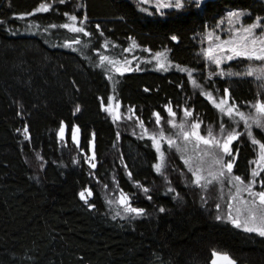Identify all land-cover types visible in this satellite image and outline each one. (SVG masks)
Listing matches in <instances>:
<instances>
[{
    "label": "trees",
    "instance_id": "obj_1",
    "mask_svg": "<svg viewBox=\"0 0 264 264\" xmlns=\"http://www.w3.org/2000/svg\"><path fill=\"white\" fill-rule=\"evenodd\" d=\"M41 2L51 5L48 12L20 18ZM74 5L87 16L83 26L91 36L49 27L68 22L64 13ZM143 8L135 0H0V264H211L213 250L235 264H264L263 237L217 220L176 155L168 154L167 169L158 174L150 139L120 130L102 109L112 92L147 126L171 107L176 114L190 108L203 125L230 128V119L174 65L241 108L264 99V81L227 74L258 62L236 59L225 74L209 77L215 68L203 55L206 31L228 11L245 10L247 23L259 17L264 24V0H207L163 15ZM73 37L81 41L76 50L62 47ZM133 41L151 53L168 50L173 67L109 79L96 52L110 49L120 57ZM85 42L93 44L84 48ZM254 133L264 142L263 133ZM232 150L233 173L248 180L256 145L241 136ZM93 151L95 168L86 161ZM115 187L145 213L117 216L108 193ZM86 189L94 207L80 198Z\"/></svg>",
    "mask_w": 264,
    "mask_h": 264
},
{
    "label": "snow or ice",
    "instance_id": "obj_2",
    "mask_svg": "<svg viewBox=\"0 0 264 264\" xmlns=\"http://www.w3.org/2000/svg\"><path fill=\"white\" fill-rule=\"evenodd\" d=\"M60 2H64V0H60ZM141 2L154 5L155 10L161 15L164 14L163 10L165 9L181 10L188 4H195L197 7L200 5V0H141ZM50 8L51 5L49 3L41 2L32 13L21 14L20 18H24L28 15H35L36 13L48 12ZM143 10L148 11L147 8ZM64 15L68 17V22L60 25L52 24L49 27H60L71 33H83L86 36L92 35L83 26V21L87 20L86 15L83 17V21H80V18L76 15H71L67 12L64 13ZM242 15L243 13L239 11L228 12L227 16L230 18L229 24H232L231 18H236L239 21ZM99 27L100 26L97 25V28ZM257 29H264V24H262L259 17H257L255 22L247 25H244L242 21L239 23V26L233 25L229 28V35L225 38H222L214 32H209L207 34V39L210 42L209 47L203 50V55L210 64H215L217 68H219L222 61L225 59L232 61L235 58H243L249 62H258L249 63L244 72H229L227 74L254 77L257 81H264V30L258 32ZM172 39L176 40L177 37L173 36ZM80 42L79 37H73L70 40H66L64 46L71 47L73 43L80 44ZM132 47H138L135 41L132 42ZM128 51H131V49H128ZM153 59L156 61L157 67L162 70H166L167 66L171 64L167 50L156 52ZM99 60L102 67H104L105 62H107L116 72L121 74L131 70L128 67L130 62L127 60L121 62L120 60L109 58L104 55H101ZM108 70L111 71L112 69L110 68ZM181 70L187 71L189 78H192L191 71L188 69ZM214 74H216L214 70L210 71L209 77ZM220 74H224L223 69H221ZM109 79H112V77L109 76ZM193 83L196 84V81L193 80ZM196 86L199 87L198 84H196ZM224 91L225 93L228 92L227 89ZM204 94L223 115H226L232 120L233 124L239 125L243 122L246 134L252 139L253 144L259 146V157L253 161L255 167L251 170L250 178L246 181L240 175H234L232 172L233 161L225 160V155H232V142L237 140L241 135V132H239L236 127L229 128L226 127L224 123H221L219 133H214L213 130L209 128L205 135L200 132V121L189 122L185 119L177 123L175 120L170 119L168 123L173 129H176V132L172 136H168L167 144L169 147H175L176 151L181 153L184 165L192 175L190 183L193 185L207 190L208 186L216 183L220 185L221 193H223V189L226 185L230 186L227 193V212L224 215L218 214L216 216L217 220H227L238 229H243L249 233H257L264 237V178H261V173H264V142L255 138L253 135L254 126L264 129V99L258 98L254 102H245L250 108L254 109V112H245L242 111L237 104L229 103L228 97L221 96L215 98L211 92H205ZM75 110L79 111V106H77ZM105 110L113 116L114 120H119L121 118L118 102L115 108L109 104ZM167 112L170 117L176 116V113L171 107L167 108ZM155 115L156 123L160 124V114L156 113ZM184 116L185 118L191 117L192 112L185 109ZM140 127L144 129L146 135H149L156 152L159 154L160 162L156 163L154 167L157 173L163 175L166 159L165 152L162 150L161 140L166 134L163 130L159 132L153 131L149 134L143 121H140ZM65 128L66 126L62 122L59 129V137L61 140L65 139ZM24 132H28L27 127L24 128ZM79 132V126H74L71 129V139L76 142L77 146L79 145ZM181 140L182 143H177V141ZM201 144L207 147L201 148ZM187 152H191L192 154L185 155ZM86 159L92 168L96 167V164L92 162L95 160L94 151L92 156L90 158L86 157ZM129 176H131V173H129ZM137 184L139 185V182H137ZM257 185H259V187H257ZM140 187L143 186L140 185ZM143 191L147 193L148 189L143 187ZM85 192H87V196H91L92 192L86 189L79 193L80 198L88 204ZM149 199H151V197H149ZM109 203L111 204L112 201H109ZM119 205L123 206L122 212L124 214L140 216L145 213L144 208L133 206L130 203L128 195L122 190L120 193ZM88 206L90 208L94 207L93 204H88ZM216 208L219 211L221 205L217 203ZM160 211H164V209L161 208ZM116 215H121V212L117 211ZM211 264H235V262L227 253L213 250Z\"/></svg>",
    "mask_w": 264,
    "mask_h": 264
},
{
    "label": "rangeland",
    "instance_id": "obj_3",
    "mask_svg": "<svg viewBox=\"0 0 264 264\" xmlns=\"http://www.w3.org/2000/svg\"><path fill=\"white\" fill-rule=\"evenodd\" d=\"M137 3H139L140 5H142L145 9L147 8L148 11L149 9L151 8H154V5L152 4H145V3H142L141 0H135ZM207 0H200V4H202L203 2H205ZM166 10V9H165ZM163 10V11H165ZM233 11H239L241 13H243L242 17L240 18V20L238 21L236 18H231L232 19V24L230 25L229 24V17L227 16L228 12H233ZM224 17L220 20L219 24L217 27L213 28V29H209L206 31L205 33V37H204V47H203V50L206 49L207 47H209V40L207 39V34L209 32H214L215 34L217 35H220L222 38H225L229 35V28L232 27L233 25L235 26H239V23L242 21L244 25H247L249 23H247L246 18L248 16V13L245 11V10H239V9H236V10H230L228 11ZM71 15H76L77 17L80 18V21H83V15H82V10H81V7L79 5H74L72 8H71V12L69 13ZM257 19H255L254 21L250 22V23H253L255 22ZM67 21H68V17H67ZM223 22V23H222ZM84 23V21H83ZM264 29H257L258 32L262 31ZM70 32V31H69ZM75 43L72 44L71 47H65V43L62 45V47L64 48H68V49H71V50H76L77 49V45H74ZM93 44V42H85L83 44V47L84 48H88L89 46H91ZM104 46V45H103ZM114 49H117L118 53H120L119 49L115 47H113L112 45V49L111 51H113ZM128 49H131V51H128ZM166 49L162 50V51H165ZM98 54V57H100L101 55H104V56H108L109 58H114V59H117V60H120L121 62H123L124 60H127L129 61L130 63L128 64V67L131 69L130 71L132 70H138L140 68H152L156 71H165V70H162V69H159L157 67V64H156V61L153 59V56L155 53H151L147 50H141L139 49L138 47H132V43L127 47V48H124L122 49L121 51V56L118 57V56H115L114 54H112L110 52V49H108L107 51L106 50H101V51H98L96 52ZM167 54H168V50H167ZM205 57V56H204ZM206 59V57H205ZM236 59H243V58H235L233 60H236ZM232 60V61H233ZM100 61V60H99ZM98 61V65L100 67H102L100 65V62ZM207 63L210 64V62L206 59ZM96 62V61H95ZM230 61L228 60H223L221 65L219 66V68H217V66L215 64H210L212 67H214V71L215 73H218V75H220L221 73V69H223V73L225 74V71H224V66L226 64H228ZM178 65H174V70L173 71H176V72H182L184 73V71H182L181 69H183L181 66L177 67ZM105 67L107 68L106 70L109 71L108 69H112L111 71L108 72V78L109 76L111 77H115L116 75H119L121 73L119 72H116L114 68H112L111 65H108L107 62H105ZM173 65L172 63L169 64L166 68L169 69V68H172ZM130 71H125L123 73H126V72H130ZM187 72V71H186ZM186 75L188 76V72L186 73ZM223 75V74H222ZM188 79L190 81V84L192 85V87L194 88V90H196L197 92H199L200 94H202L211 104L212 106L215 107V105L212 103L211 100H209L207 98V96L204 94L205 92H211L213 94V96L215 98H219L221 96H225V97H228L227 95H222L218 92H215L214 90H209V88H206L207 84L204 82V83H199L193 76L192 78L190 79L189 76H188ZM193 80L196 81V84L199 85V87L196 86V84L193 83ZM115 82V81H114ZM110 83V81H109ZM110 86L112 88V84L110 83ZM109 98H113V99H109ZM229 98V97H228ZM117 102L119 103V114H120V119L119 120H114L113 119V116L105 110V108L111 104L113 108L116 107V104ZM229 103H232L230 100H229ZM245 108H241L240 109L242 111H245V112H249V111H253L254 112V109L250 108L249 105H245L243 106ZM167 108L166 107V116L165 118H162L161 117V122L160 124H157L156 123V115L154 114L153 115V121L149 124L150 126H147L144 124L145 128L148 130V133L151 134L153 131H156V132H159L160 130H163L165 132V137L161 140V146H162V150L165 151V148L167 149V152H165V159H166V164H165V167H164V170H163V174L165 173V169H167V165L169 164L168 162V154L169 156H172V155H176L178 158H179V161L181 162V164L183 165L184 167V174H187L189 175L190 177H192L191 173L188 171L187 167L184 165V162H183V159L181 158V153L176 151L175 147H169V145L167 144V138L168 136H172L175 132H176V129H173L171 127V125L168 123V121L170 119H173L175 120L177 123H180L181 121H184L185 119H187L189 122H192V121H199L198 119H196L193 114L191 117H187L185 118L184 116V110L185 109H188L192 112V110L190 108H182L181 112L179 114H176L175 117H170L168 112H167ZM216 108V107H215ZM102 109L103 111L110 116V118L112 120H114L117 124V127L124 131L126 130L129 134H132V135H135V136H140V137H146V138H149V135H146L144 133V129H142L140 127V119L134 114V111L131 109V108H125L123 109L121 107V104L120 102L117 100L116 96L114 95V93H109V95L106 97V99L104 100V102L102 103ZM217 109V108H216ZM219 112L220 110L217 109ZM221 113V112H220ZM222 116L228 118L226 115H223L221 113ZM229 119V118H228ZM201 122V121H200ZM221 125V124H220ZM220 125L218 126H213V125H203L202 122H201V127H200V132L202 134H205L207 133V130L209 128H211L213 130L214 133H219V128H220ZM230 128L231 127H236L237 130L239 132H241V135L239 136V138L237 140H239L241 138V136H244L246 138H248L251 142H252V139L246 134L245 132V129H244V125H243V122H241L239 125H235L233 124L232 120H230ZM227 127V126H226ZM255 131H257L258 133L264 135V129H260V128H257V127H253V135L255 138L257 139H260L259 137H257L255 135ZM175 138V137H173ZM150 139V138H149ZM159 139V137H158ZM235 140V141H237ZM261 140V139H260ZM150 141L152 142V140L150 139ZM233 141L232 144L235 142ZM262 141V140H261ZM177 143H182V140L181 141H177ZM153 144V142H152ZM154 147V146H153ZM201 148H205L207 146L205 145H200ZM155 149V147H154ZM256 149H257V154H256V157L255 159H258L259 157V146L256 145ZM231 150H232V145H231ZM156 151V149H155ZM192 153L191 152H187L185 153V155H191ZM156 155H157V163L160 162L159 160V154L156 152ZM92 156V153L90 152L89 154V158ZM254 159V160H255ZM225 160H232L233 161V168H234V164H235V161H236V153L232 150V155L231 156H228V155H225ZM253 160V161H254ZM87 163L89 164L88 160L86 159ZM251 163V170L253 167H255V164ZM93 162V161H92ZM154 170H155V167H154ZM156 171V170H155ZM232 172H233V169H232ZM251 173V172H250ZM160 174V173H158ZM234 174V173H233ZM162 175V174H160ZM235 175V174H234ZM249 178H250V174H249ZM248 178V179H249ZM247 181V180H246ZM197 187V186H196ZM229 187L230 186H225L224 189H223V193H221V190H220V185L219 184H216V183H213L212 185L208 186L207 190H203L201 189L200 187H197L199 188V190L201 191V196L203 198L204 201H209L211 202L213 209H214V214H215V217L220 214V215H224L226 212H227V203H228V196H227V193L229 191ZM257 187H259V185H257ZM108 193H112L110 196H109V201H112L111 203V206H112V209L117 212V211H120L121 214H124L122 212V205H119V198H120V193H121V190H117V188L115 187V189H111L109 190L108 189ZM246 195V194H245ZM219 203L221 205V208L219 209V211L217 210L216 208V204ZM124 215H134V214H124ZM221 221H224V222H227L229 223L230 225H232L230 222H228L227 220H221ZM233 226V225H232ZM234 227V226H233ZM236 228V227H235ZM238 229V228H237ZM239 230H242L244 231L243 229H239ZM246 232V231H245ZM249 233V232H248ZM253 234H256L258 236H260L259 234L257 233H253ZM262 237V236H260ZM264 238V237H263Z\"/></svg>",
    "mask_w": 264,
    "mask_h": 264
}]
</instances>
